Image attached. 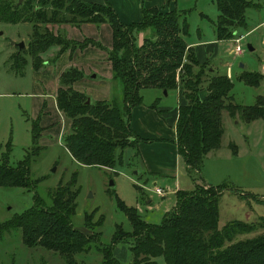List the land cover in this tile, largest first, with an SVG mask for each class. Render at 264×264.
<instances>
[{
  "label": "trees",
  "instance_id": "1",
  "mask_svg": "<svg viewBox=\"0 0 264 264\" xmlns=\"http://www.w3.org/2000/svg\"><path fill=\"white\" fill-rule=\"evenodd\" d=\"M217 5L220 12L216 22L217 36L219 40H226L236 33L231 35L228 25H246L249 3L247 0H217ZM25 22L31 25V38L27 48H18L13 58L15 63L25 65L28 59L23 58L22 53H27L35 70L44 64L40 55L53 46L60 47L59 55L89 45L105 49L93 38L71 41L49 25L96 23L101 26L109 23L112 27L109 60L112 79L122 84V98L91 100L85 92L74 88L83 77L76 68L68 69L60 79L56 102L59 110L72 121L64 141L74 160L82 165L108 169L124 165L125 149L134 147L137 155L139 145L146 141L131 126L133 109L143 104L142 90L158 88L169 92L181 88L185 101L176 110L175 142L196 184L192 190H177L176 204L165 212L159 223L147 221L138 207L127 206L117 196L118 207L128 216L132 229L125 230L117 225L110 244H101L100 232L94 230L104 219L94 223L92 214H87L84 229L75 227L73 217L79 193L74 189L76 179L50 191L51 205L35 194L31 207L0 223V235L21 229L25 245L52 250L67 264H124L115 255L120 243L129 246L130 264H264V217L252 223L233 220L220 227V200L225 190L231 188L224 184L198 183L192 176L193 172L201 170L208 154L221 147L225 133L223 111L228 110L232 116L240 111L247 122L264 119V97L259 95L252 105L234 104L230 95L234 83L227 73L213 71L210 66V76L205 79L208 64L201 63L186 41L188 24L182 13L143 8V20L127 24L120 20L108 0L103 3L0 0V23ZM140 32L148 34L138 44ZM252 76L245 73L240 78L258 86V81L250 79ZM227 99L230 102L227 103ZM153 107L157 108L158 102ZM32 130L33 143L37 145L43 130L39 119L33 120ZM232 146L236 153L237 145ZM38 182L39 179L33 180L31 176L30 156L17 165L6 160L0 162V187L34 188ZM144 194V190H138V199L149 203L150 197L143 200ZM258 230L261 231L249 236ZM245 235L248 236L243 237ZM92 243L97 245L102 259L97 263L79 262L76 255L90 252Z\"/></svg>",
  "mask_w": 264,
  "mask_h": 264
},
{
  "label": "rangeland",
  "instance_id": "2",
  "mask_svg": "<svg viewBox=\"0 0 264 264\" xmlns=\"http://www.w3.org/2000/svg\"><path fill=\"white\" fill-rule=\"evenodd\" d=\"M141 1L147 7L149 0ZM166 1L165 8L170 9V0ZM171 1L172 8L182 13L188 24L186 41L193 43L202 59L207 58L204 61L208 64L205 79L210 76V66L213 71L218 68L220 72H225L231 67L232 76L230 77V72L227 74L234 83L230 93L234 104L252 105L257 102L259 95L264 97V0H247L249 6L245 14L246 25H228L229 33H236L226 40H219L217 36L216 22L220 14L217 0ZM83 24L76 26L57 23L49 26L71 41L96 38L105 49L89 45L84 49L77 48L59 55L60 47L53 46L40 55L44 64L35 70L27 53H22L23 58L28 59L25 65L15 63L13 58L19 52L16 43L24 41V48H27L32 33L31 25L26 22L0 23V162L6 160L11 165H17L30 156L32 179H39L34 188L0 187V223L11 220L16 214L31 207L35 194H39L51 205L50 191L76 179L74 189L79 193L77 211L73 217L75 227L84 229L87 214H92L94 223L104 219L94 230L100 232L101 244H110L117 225H122L125 230L132 229L128 216L118 207L117 196L127 206L138 207L147 221L159 223L165 212L176 204L177 191L173 189L176 182L172 176L162 178L151 175L150 182L158 178V186L164 189V194L159 195L152 191L154 185H149L148 177L141 173V167L144 165L142 154L135 155L137 149L134 147L125 149V164L115 169L82 165L73 159L67 149L64 138L70 131L72 121L59 111L56 102L64 72L70 68L81 71L83 77L78 80V89L93 101L123 96L122 84L110 77L109 58L105 56L109 55L108 43L113 37L111 25L104 23L99 29ZM238 38H242L240 43L244 49L243 54L235 51ZM249 45H252L254 50H250ZM218 62L220 66L217 65ZM245 73L253 74L250 79L258 81L259 85H250L242 80L240 76ZM93 74L96 76L85 80ZM158 91V106H166L170 112L176 108L177 90L167 94L162 89ZM154 93V88L142 90L144 106L153 107L157 103L153 98ZM228 102L230 99H227ZM163 114L162 112L161 115ZM38 119L43 130L39 143L34 145L33 120ZM223 124L225 133L221 147L211 151L201 170L193 172L192 176L198 183L224 184L231 188L225 190L220 200V227L233 220L256 222L264 217V119L247 122L240 115V111H236L232 116L228 110H224ZM174 125L176 127V121ZM168 142L173 145L176 143L172 140ZM234 144L237 145V154L234 153ZM172 153L170 152V155ZM179 160L182 170L178 171L177 177L181 187L185 188L183 190L194 188V179L187 171L184 161ZM171 161H174V157H171ZM138 190L145 191L142 198L145 200L150 197L149 203L138 199ZM240 193L252 195L245 197ZM246 236L248 235L243 237ZM95 246L97 245L92 243L90 252L77 254V260L86 263L99 262L102 255ZM115 250V255L124 264L131 263L132 255L128 244L120 243ZM0 264L67 263L52 250L41 246L28 247L22 240L21 229H14L0 235Z\"/></svg>",
  "mask_w": 264,
  "mask_h": 264
},
{
  "label": "crops",
  "instance_id": "3",
  "mask_svg": "<svg viewBox=\"0 0 264 264\" xmlns=\"http://www.w3.org/2000/svg\"><path fill=\"white\" fill-rule=\"evenodd\" d=\"M85 1L100 3L104 0H85ZM108 1L111 3L113 8L119 15L120 20L127 24L141 22L143 20V8L149 9L156 7L165 11L176 10L175 8H172L173 5L171 0L168 2L169 6H171L170 9L165 8L167 7L166 0H149L147 1V7H145L144 2L141 0H108ZM83 25H92L93 27H97L99 29L100 27L104 26V24H102L99 27L91 23H84ZM147 34L148 32L138 33L137 43L140 44L142 42V37H145ZM112 43H113V37H112V41L108 43L109 48L112 47ZM188 44L196 51V48L192 45L193 43H188ZM196 53L201 62L207 60V58L202 59L200 53H198L197 51ZM105 56L106 58H109V55L105 54ZM215 62H217V60H215ZM46 64H48V62H46ZM109 64L111 69V72L109 74L110 77H112L113 71L110 60H109ZM217 65L220 66V62H218ZM215 70L220 71L218 68H216ZM225 72L226 73L230 72L231 74L230 77L232 76L231 67H228V69ZM95 76L96 74H93V76L90 75L85 80L87 81L89 77L93 78ZM79 81H77L74 84V88L81 91L80 89H78L79 87L77 86V84L80 83ZM154 89H155V93L153 95L154 96L153 98L157 102L160 99V92L158 91L159 90L158 88H154ZM177 94H178V105L176 106V108L172 109L171 112L169 111L170 109H168V107L166 106L163 107L158 106L157 108H155L151 106L150 107L144 106V104H141L133 109L132 118H131L132 128L141 137L146 139L145 142H142L139 145V153L142 154L143 163H144V165L141 167L142 170L141 173H145L146 177H151V175L154 173H157V176L155 177H162V178L163 177L165 178L167 176L174 177L176 183L175 186L172 187L176 191L179 189H185L181 187V184L178 181V177H177L178 171L180 172L182 170L181 160L179 159L183 160V158L178 153V148L176 143L173 145L168 142V140H172L174 142L176 140L177 134H176V127L174 125L176 121V110L180 106V104H182L185 101L181 88L177 89ZM95 100H108V99H95ZM159 111H162L164 113L163 116L159 113ZM170 152H173L172 155H170ZM237 153H238V149L235 154ZM146 155H148V157ZM171 157H174V161H171ZM148 184L158 185V178L152 179V182H149ZM192 189L193 188L189 187L187 190H192ZM149 206L150 205H148V208ZM115 254H116V250H115Z\"/></svg>",
  "mask_w": 264,
  "mask_h": 264
},
{
  "label": "built area",
  "instance_id": "4",
  "mask_svg": "<svg viewBox=\"0 0 264 264\" xmlns=\"http://www.w3.org/2000/svg\"><path fill=\"white\" fill-rule=\"evenodd\" d=\"M241 39L242 38H238L236 40V47H235V51L238 53V54H243L244 53V49L241 45ZM152 191H154L155 193L159 194V195H163L164 194V189L161 187V186H158L157 184H154L153 188H151Z\"/></svg>",
  "mask_w": 264,
  "mask_h": 264
},
{
  "label": "water",
  "instance_id": "5",
  "mask_svg": "<svg viewBox=\"0 0 264 264\" xmlns=\"http://www.w3.org/2000/svg\"><path fill=\"white\" fill-rule=\"evenodd\" d=\"M23 0H20V2H22ZM13 44H15V42H13ZM16 45L19 47L20 50H22L25 47V43L24 41H20L18 43H16ZM250 50H254L252 45L248 46ZM241 66H243V64H241ZM164 92L167 94V90H164ZM90 101V98L88 99V102ZM113 183V182H112Z\"/></svg>",
  "mask_w": 264,
  "mask_h": 264
}]
</instances>
